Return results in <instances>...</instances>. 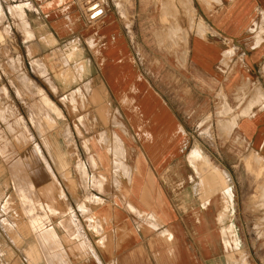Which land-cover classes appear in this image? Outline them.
Listing matches in <instances>:
<instances>
[{"label": "crops", "instance_id": "crops-1", "mask_svg": "<svg viewBox=\"0 0 264 264\" xmlns=\"http://www.w3.org/2000/svg\"><path fill=\"white\" fill-rule=\"evenodd\" d=\"M189 3L195 14L186 63L180 66L174 57H167V68L160 70L148 68L139 58L120 12L141 10L136 23L143 25L148 19L144 10L159 8L158 3L0 0L13 33L0 44L9 46L12 55L26 57L33 73L34 62L40 60L47 73L38 75L51 93L75 89L90 105L84 114L88 124L81 128L90 150L82 149L92 154L96 169L91 161L83 162L90 176L95 169L106 178L102 190L93 189L91 196L102 202L92 214L98 217L103 236L88 228L81 214L86 208L83 201L77 208L81 239L69 241L70 231L52 226L37 241L31 226L15 225L10 232L0 225V264H199L198 255L206 264L212 258L208 250L219 242L214 234L217 208L203 206L198 177L177 176L193 168L185 160L193 147L205 152L203 142L191 132L196 126L193 114L186 111L190 106L197 112L220 104L219 113L227 115L221 118V129L232 123L236 135L264 156V99L255 96L258 88L264 91V0ZM17 6L25 15L26 30L11 13L10 8ZM1 34L4 37L3 30ZM81 62L84 68H79ZM67 71L69 78L64 77ZM186 88L188 94L182 95ZM116 139L125 154L119 167ZM124 165L131 170L129 176L124 175ZM70 167L67 162L60 169L69 170L66 178L75 191ZM46 184L50 190L42 193L47 206L58 211L56 184L49 178ZM72 217L78 225L75 212ZM33 224L38 225L37 218ZM8 233H13V240ZM50 241L60 247L48 245Z\"/></svg>", "mask_w": 264, "mask_h": 264}, {"label": "rangeland", "instance_id": "rangeland-1", "mask_svg": "<svg viewBox=\"0 0 264 264\" xmlns=\"http://www.w3.org/2000/svg\"><path fill=\"white\" fill-rule=\"evenodd\" d=\"M150 1H153V4L158 3L159 8L144 10L148 19L143 25L136 23L141 10H133L129 14L126 9L120 10L139 58L148 68H167V57H174L177 65L184 66L188 39L193 30L194 9L189 0ZM79 2L83 5L84 0ZM10 9H13V15L17 12L18 15L15 13V16L22 21L26 30L28 23L23 11L17 7ZM0 14V30L4 32V37L0 35V41L5 42L4 39L12 37L13 33L11 26L6 23L2 6ZM1 44L0 225L9 231H12L15 225L31 226L37 231L34 233L37 241L38 236L52 226L58 228L57 231L61 227L70 231L69 241L81 239L82 234L77 232L82 229V221L78 218L77 208L79 203L84 201L86 208H83L81 214L87 220L88 228H94L103 236L104 230L98 217H93L94 208L102 202L92 200L91 196L94 194L93 189L102 190L101 183L102 180L104 183L106 178L101 176V173H96L92 154H84L82 149L84 147L85 150H90V141L84 138L81 132V128L88 124L84 114L90 112V105L82 97L83 94H78L75 89L67 94L51 93L46 88L45 81H41L39 77L47 73L40 60L34 62L36 73H33L26 57L12 55L10 47ZM79 68H84V63L81 62ZM70 75L71 71L64 73V77L69 78ZM45 80L56 91L55 85L49 82L48 77ZM181 93L188 94V89H182ZM79 96L85 103H79ZM255 96L264 99V94L260 96L255 93ZM217 97H220L222 105L226 103L223 95L218 93ZM192 107L186 111L193 114L196 121V126L191 132L205 145L204 154L209 162L213 166H220L226 173L234 194L233 200L231 199L233 206L226 207L229 215L225 226H229L231 238H225L218 220L222 206L220 196L229 202L230 191H226L225 186L219 187L216 178L212 176V165L209 162L206 164L200 155L197 156L192 151L193 147L185 160H188L194 169L180 171L177 176L198 177L203 206L213 204L217 208V233L214 234L218 236L219 242H214V246L208 250L212 258L207 260L206 264H264V156L251 149L236 135L232 130V123L221 129V118L227 115L221 116L222 113H219L220 104L207 105L197 112H193ZM114 156L117 167L122 166L125 154L117 139ZM84 160L91 161L95 168L93 176L88 173ZM67 162L71 165V175L77 184L75 191L71 189L66 178L70 175L69 170L63 173L60 169L62 165L66 166ZM46 164L50 169L46 168ZM126 166L127 168H124ZM124 167V175L129 176L131 170L128 165ZM46 178L56 184L55 207L58 211L48 208L47 199L42 193L44 190H50ZM41 183L42 191L38 188ZM61 190L64 194H61ZM7 199L9 200L6 202ZM73 212L79 219L78 225L73 220ZM34 218L38 219V225L33 224ZM12 234L8 233L11 240ZM24 235L30 237L31 234L24 232ZM48 245L60 247L51 241ZM198 262L205 264L200 255Z\"/></svg>", "mask_w": 264, "mask_h": 264}, {"label": "bare ground", "instance_id": "bare-ground-1", "mask_svg": "<svg viewBox=\"0 0 264 264\" xmlns=\"http://www.w3.org/2000/svg\"><path fill=\"white\" fill-rule=\"evenodd\" d=\"M188 2H190V0L188 1ZM12 8V7H11ZM18 8H20V6L18 7L17 6V9ZM13 10V9H12ZM11 10V11H12ZM14 10H15V8H14ZM0 12H1V4H0ZM15 13L17 14V12L15 11L14 12V15H15ZM20 13V12H19ZM23 13V12H22ZM18 15V14H17ZM203 31V30H202ZM36 66V65H35ZM35 68V67H34ZM36 70H37V68H36ZM257 92L256 93H258L260 96H262L264 93H263V90L260 88H258L257 90H256ZM223 126V125H222ZM38 148V147H37ZM38 150V149H37ZM39 151V150H38ZM197 156H201L202 157V159H204L205 160V163L207 164L208 162H209V159L207 158V156L203 153V151L198 147V146H195L194 148H193V150H192ZM29 156V155H28ZM28 156H26L27 158H28ZM210 163V162H209ZM199 164V163H198ZM203 164V163H202ZM211 164V163H210ZM210 164H208V165H210ZM197 165V164H196ZM212 165V164H211ZM210 165V166H211ZM46 168L47 169H50V166L48 165V164H46ZM201 166V165H200ZM199 166V167H200ZM199 167H197V168H199ZM201 167H203V166H201ZM204 168V167H203ZM205 169V168H204ZM199 170V169H198ZM205 170H207V169H205ZM210 171V170H209ZM211 171H213V178L217 181V183H218V185H219V187H221V186H225V187H227V188H225L226 189V191H227V189L230 191L229 193H230V197H229V202L228 201H226L222 196H220V198H221V202H220V205H222L221 206V208H220V210H219V217H218V220H219V222H220V225L222 226V232H223V235H224V237L225 238H228L229 237V231H230V228H229V226H225V223H226V221H227V219H228V213H229V210H228V213H227V211H226V207L228 206V205H232V198H233V196H234V194H233V190H232V187H231V185L229 184V180H228V178H227V175H226V173L223 171V170H221L220 168H218V167H216V166H213L212 165V169H211ZM204 173H206V172H204ZM199 174V173H198ZM210 174V173H209ZM210 175V176H211ZM214 175H215V177H214ZM202 176V175H201ZM205 176V175H204ZM212 176H211V178H212ZM203 178V177H202ZM205 178V177H204ZM210 178V179H211ZM213 180V179H212ZM215 181V182H216ZM203 182H204V180H203ZM200 183H201V181H200ZM224 189V190H225ZM221 192V191H220ZM221 193H223V192H221ZM224 195V194H223ZM226 195H224V197H225ZM232 199V200H231ZM216 204H217V202H216ZM233 206V205H232ZM164 214V213H163ZM230 226H231V224H230ZM11 228V227H10ZM172 236V235H171ZM170 237V236H169ZM173 237V236H172ZM224 238V239H225ZM229 238H231V236L229 237ZM172 239V238H171ZM227 240V239H226Z\"/></svg>", "mask_w": 264, "mask_h": 264}]
</instances>
